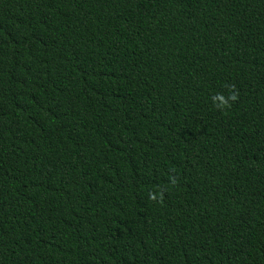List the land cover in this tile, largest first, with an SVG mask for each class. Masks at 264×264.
I'll return each mask as SVG.
<instances>
[{"label":"trees","instance_id":"trees-1","mask_svg":"<svg viewBox=\"0 0 264 264\" xmlns=\"http://www.w3.org/2000/svg\"><path fill=\"white\" fill-rule=\"evenodd\" d=\"M0 264H264V0H0Z\"/></svg>","mask_w":264,"mask_h":264}]
</instances>
